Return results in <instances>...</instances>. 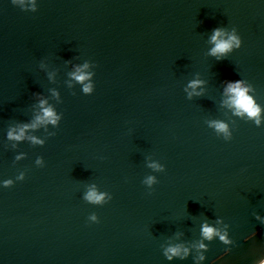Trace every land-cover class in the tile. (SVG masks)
Listing matches in <instances>:
<instances>
[{
  "label": "water",
  "instance_id": "water-1",
  "mask_svg": "<svg viewBox=\"0 0 264 264\" xmlns=\"http://www.w3.org/2000/svg\"><path fill=\"white\" fill-rule=\"evenodd\" d=\"M263 262L264 0H0V264Z\"/></svg>",
  "mask_w": 264,
  "mask_h": 264
},
{
  "label": "clouds",
  "instance_id": "clouds-1",
  "mask_svg": "<svg viewBox=\"0 0 264 264\" xmlns=\"http://www.w3.org/2000/svg\"><path fill=\"white\" fill-rule=\"evenodd\" d=\"M221 31L220 29H215L214 34L212 36L213 42L216 43V47L212 49V54L215 55L216 53H225L232 47V42H235L236 46L239 47L240 41L235 37H231L230 40H218L220 37ZM78 80H83L84 76H77ZM194 86V85H193ZM90 89L86 86L85 91H89ZM228 91L232 92L235 96L234 103L236 104L237 108L241 109L242 111L248 112L249 116H256L259 113V108L255 106L254 101L251 97L246 95L247 90L242 89L240 87V82L237 81L235 85L230 84ZM45 115L49 118L52 117V112L50 110H45ZM216 127L219 130H225V125L217 124ZM11 135V133H10ZM23 136V130H21L20 135L16 136V139H20ZM89 200L99 201L101 199L95 192H90L87 197ZM204 233L206 236L211 237L213 233V229L205 228ZM173 253L176 252V249H170Z\"/></svg>",
  "mask_w": 264,
  "mask_h": 264
},
{
  "label": "bare ground",
  "instance_id": "bare-ground-1",
  "mask_svg": "<svg viewBox=\"0 0 264 264\" xmlns=\"http://www.w3.org/2000/svg\"><path fill=\"white\" fill-rule=\"evenodd\" d=\"M262 264H264V262Z\"/></svg>",
  "mask_w": 264,
  "mask_h": 264
}]
</instances>
